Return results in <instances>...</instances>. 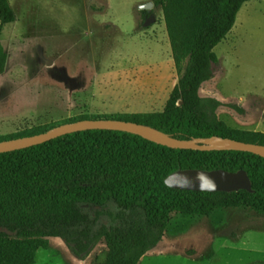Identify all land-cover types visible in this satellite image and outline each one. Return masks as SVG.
<instances>
[{
	"label": "trees",
	"instance_id": "obj_1",
	"mask_svg": "<svg viewBox=\"0 0 264 264\" xmlns=\"http://www.w3.org/2000/svg\"><path fill=\"white\" fill-rule=\"evenodd\" d=\"M246 1L154 0L164 5L174 48L179 59L188 57L187 66L163 110L110 117L179 138L251 141L244 135L249 132L231 127L217 112L227 105L243 113L241 104L200 93L202 84L220 71L214 48L226 38ZM142 13L150 11L143 8ZM16 17L11 0H0V37L4 24ZM7 57L0 40V72ZM52 126L0 135V141ZM257 141L264 143V138ZM186 168H244L253 190H197L166 183L169 174ZM241 206L264 212L262 154L172 147L122 128L75 130L0 152V264H34L50 237L62 238L81 260L104 243L107 257L99 264H138L162 242L173 211L209 215L218 208Z\"/></svg>",
	"mask_w": 264,
	"mask_h": 264
},
{
	"label": "rangeland",
	"instance_id": "obj_2",
	"mask_svg": "<svg viewBox=\"0 0 264 264\" xmlns=\"http://www.w3.org/2000/svg\"><path fill=\"white\" fill-rule=\"evenodd\" d=\"M11 3L17 17L4 24L0 37L8 54L0 72V135L81 115L88 117L77 120L161 111L187 66L188 57L179 59L174 48L164 5L154 0ZM146 3L150 13L144 15ZM214 50L221 68L200 93L241 104L243 113L220 106L219 117L249 132L244 135L250 142L264 144L257 141L264 138V0L246 1ZM119 56L141 60L134 76L99 77L97 84L100 69ZM124 79L137 90L134 98L124 97ZM122 100L141 103L118 110ZM49 241L38 249L34 264H99L107 257L104 243L81 260L62 238ZM138 264H264V212L243 206L209 215L173 211L162 242Z\"/></svg>",
	"mask_w": 264,
	"mask_h": 264
},
{
	"label": "water",
	"instance_id": "obj_3",
	"mask_svg": "<svg viewBox=\"0 0 264 264\" xmlns=\"http://www.w3.org/2000/svg\"><path fill=\"white\" fill-rule=\"evenodd\" d=\"M150 3L142 5V8L148 7ZM183 100L180 101L182 103ZM116 125V126H115ZM112 127L122 128L138 133H142L146 137L158 141L160 143L181 148L211 150V149H243L253 151L264 155V144L254 143L241 139H188L179 138L167 133L158 131L152 127L128 122L123 119L112 117L90 118L84 120H76L60 123L48 130L16 139H6L0 141V152L18 149L21 147L37 144L59 135L72 132L75 130ZM148 130L158 133L154 135ZM226 141L220 143L216 141ZM166 183L172 187L197 189V190H235L246 188L253 190V184L248 171L244 168L232 171L225 168L203 169V168H186L179 169L166 178Z\"/></svg>",
	"mask_w": 264,
	"mask_h": 264
},
{
	"label": "crops",
	"instance_id": "obj_4",
	"mask_svg": "<svg viewBox=\"0 0 264 264\" xmlns=\"http://www.w3.org/2000/svg\"><path fill=\"white\" fill-rule=\"evenodd\" d=\"M141 64V60L138 59L137 56H119L116 57L114 60H111L109 62H107L98 72L97 75V81L96 83L98 84V79L100 77L101 80H103L102 78H108V77H123V78H131L133 77V70L135 69V67ZM101 83H103L101 81ZM122 85L124 86L123 88H121V90L123 91L122 93H124V97H135L137 90L133 89V87L131 86L130 80H129V84L126 83L125 79L124 82L122 83ZM151 91V89H150ZM149 91V92H150ZM121 93V94H122ZM149 95V94H148ZM147 95V96H148ZM147 96L145 98H147ZM105 102H108V99H105ZM140 101H135L133 100L132 102H130L129 100H122V102H119L117 105L118 110H130V108H137L140 105ZM135 111V109H134ZM131 112V111H129ZM152 112V111H149Z\"/></svg>",
	"mask_w": 264,
	"mask_h": 264
},
{
	"label": "bare ground",
	"instance_id": "obj_5",
	"mask_svg": "<svg viewBox=\"0 0 264 264\" xmlns=\"http://www.w3.org/2000/svg\"><path fill=\"white\" fill-rule=\"evenodd\" d=\"M148 132L154 134V135H157L158 136V133L156 131H153V130H148ZM216 142H219V141H216Z\"/></svg>",
	"mask_w": 264,
	"mask_h": 264
}]
</instances>
